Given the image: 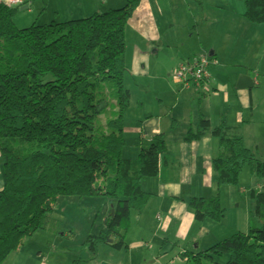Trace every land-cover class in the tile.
<instances>
[{
    "label": "trees",
    "instance_id": "obj_1",
    "mask_svg": "<svg viewBox=\"0 0 264 264\" xmlns=\"http://www.w3.org/2000/svg\"><path fill=\"white\" fill-rule=\"evenodd\" d=\"M139 3L126 0L119 10L19 29L14 19L22 7L0 1V264L26 239L49 229L62 198L112 202L114 214L105 218L104 231L89 235L83 251L96 256L104 245L128 248L131 215L141 214L152 198L142 183L159 175L168 149L157 135L148 148L141 144L136 159L122 157L132 98L122 80L127 72L126 28ZM244 3L246 20L264 25V0ZM207 136L218 140L212 161L218 191L239 188L245 168L254 182H264V162L230 127L213 128L200 116L184 142ZM251 197L255 205L247 233L219 241L205 253H181L182 261L264 264V190L253 191ZM190 207L196 222L220 223L225 217L220 194L193 198Z\"/></svg>",
    "mask_w": 264,
    "mask_h": 264
},
{
    "label": "crops",
    "instance_id": "obj_2",
    "mask_svg": "<svg viewBox=\"0 0 264 264\" xmlns=\"http://www.w3.org/2000/svg\"><path fill=\"white\" fill-rule=\"evenodd\" d=\"M0 1L5 2V0ZM175 1H180L179 6L182 8L186 2L197 4L198 16L194 10H191L187 15L183 13V16L189 17V25L192 28H196L199 24H210L211 20L207 14V5L202 0H140L134 16L126 28V64L128 42L136 43L137 49L145 54V59L147 57L148 59H142L140 65L137 67L139 74L137 76L135 74L134 76L143 81V87L147 94H149V91L156 93V98L151 99L149 103L142 97L138 100L137 109L144 116L138 118L139 123L143 125V131L141 132L137 154L140 152L142 143L150 142L157 135L164 137L168 148L161 158L159 175L151 181L149 191L147 190V193L151 194L152 198L141 214L132 213V226L127 237L135 232L144 238L143 241H145L146 235L150 239V234L152 237H155L163 233L165 235V242L168 238L172 241L175 239L180 241L190 240V229L193 228L196 222L190 207L191 199L211 198L220 194L222 206L226 211L225 217L220 223L210 222L219 224L214 226L222 228L225 225L223 222L230 221V230L226 231L227 234L223 238L227 239L236 233H247L249 231L250 214L255 205L251 193L253 191L264 190V182H254L248 171L246 175L242 173L239 188L223 187L218 191L216 176L212 168L213 158L218 151V140L207 136L200 141L186 143L184 142V138L188 129L192 126L195 127L199 117L203 116L206 120L210 121L213 128L221 125L230 127L233 133L244 138L247 148L257 158H260L261 148L264 145L262 127L264 121L260 122L257 120L254 116V111L260 102L264 105V100L259 101L256 96L257 92L261 91L263 82L260 80V74L259 76L252 70L244 71L246 69L244 68L246 65L244 63L246 62L238 63L236 58L228 53L229 48L224 45L212 47L210 51L206 52L204 45L200 42L194 47V45L178 41L176 36L183 28L179 26L177 15L173 11L176 8ZM125 5L126 0H48L47 2L30 0L24 6L28 7V10L23 11L25 12L23 13L24 15H18L20 14L18 13L15 20L17 25L18 22L24 25L36 23L41 26L55 23L63 24L73 20L88 18L97 13L121 9ZM244 14H241L240 18H236V24L232 25L233 29H229L227 25L226 32L238 27H245L241 22V20H246ZM136 16L137 19L134 21ZM220 22L223 21L220 20ZM163 23L166 24L165 34L159 36L157 35L158 28H161ZM256 28L257 25L254 24H251L250 27L248 26L244 37L252 39L255 42L258 32ZM189 36L190 39L193 37L191 32H189ZM200 57H208L213 61L209 72L214 82H212L210 89L206 93H197L198 95L201 94L200 96H192L189 92L184 93L185 95L189 94L190 99L196 103V108H183L185 115H190L195 125L190 122L187 125V130H183L182 135H179L174 134L179 123L174 124L175 121H172L169 124L170 133L168 137L164 136L165 122L171 120V117L180 109L182 103L179 101L172 108L168 109L165 106L167 94L157 91L154 88L155 82L158 78H162L167 83L168 89L172 88L174 92H178L176 97L179 100L183 92L179 88L175 89L172 87L175 84L172 75L180 64L191 62ZM220 66L237 67L236 69H239L243 75L253 80L254 88L250 90H237L235 86L232 87L233 78L231 74L227 72L228 74L225 75L226 71L219 69ZM128 72L129 68L127 66ZM156 73H158L157 76H155ZM124 76L122 77L123 84ZM177 86L180 87L179 85ZM260 160L264 162V158ZM144 182L142 183L143 190H145L143 186L148 181ZM3 185L4 178L0 166V191ZM228 202L232 204L231 212L228 210L229 207H226ZM109 208L110 210L113 209L112 205ZM234 214H239V216H235ZM202 223L206 227H200V229L210 232L209 224L205 221ZM177 224L180 225L177 226ZM148 226L150 227L148 228ZM47 231L38 232L33 237L26 239L23 246L8 258L4 264H65L63 261L68 258L73 261L75 259L73 258L74 255H61L60 257L58 253L55 257L54 255L56 254L53 253L54 248L61 250L63 242L69 241L73 235L72 230L70 232H61L60 230L51 228V230ZM169 232L172 233V237H169ZM217 239L219 238L217 237ZM217 239L214 241L219 242L220 240ZM190 241L195 242L198 240L192 238ZM137 244L139 243L135 242L131 245ZM193 244L196 245V249L200 247V242ZM101 250L102 246L99 248L96 256H92L87 251L85 252L95 259L99 256ZM113 250L121 254L124 252L128 256L127 251L131 249L128 247L123 250ZM179 253L182 252L174 249L170 255L160 258V264H169L171 259L177 257ZM183 253L186 252L184 251ZM91 261L92 259H88L85 262L83 260H74L73 264H88ZM109 263L112 264L111 262Z\"/></svg>",
    "mask_w": 264,
    "mask_h": 264
},
{
    "label": "rangeland",
    "instance_id": "obj_3",
    "mask_svg": "<svg viewBox=\"0 0 264 264\" xmlns=\"http://www.w3.org/2000/svg\"><path fill=\"white\" fill-rule=\"evenodd\" d=\"M202 1L205 2L207 5V14L211 22L209 25L199 24V26H197L196 28H192V26L189 25V17L183 16V13L184 15H187L188 13H190L191 10H194L198 16L197 4L186 2L182 8L179 6L180 1H175L174 4L176 5V8L173 9V11L177 15L179 26L183 28V30H181V32L177 34L176 39H178V41H181L183 43L194 45V47H196V45H198V43L200 42L201 44L204 45V49L206 52L210 51L212 47H219V45H224L225 47L229 48L228 53L231 56H234L238 63L246 62L244 63L246 64L244 66V68H246L244 69V71L252 70L255 74L261 75L260 80L263 82V86L261 91L257 92L256 96L259 101L264 100V25H257L256 29H258V32L255 42H253L252 39H247L244 37V34L247 31V27L251 26L250 22H248L247 20H241V22L245 25V27H238L232 31L226 32L227 25L229 29H233L234 27L232 25L236 24V18L237 17L240 18L241 14L245 13L246 11L245 3H244L245 0H202ZM29 2L30 0H28L22 6L12 5V7L23 8ZM19 13L20 14L18 15H24L23 13L25 12L19 11ZM136 19L137 16L134 18V21ZM220 20H222L224 23L223 22L219 23ZM14 22L19 29H26L31 26L30 24L24 25L19 22L17 25L15 19ZM218 24L220 25V29ZM158 30L159 31L157 32V35L163 36L165 34L164 32L166 30V24L163 23L161 28L159 27ZM189 32H191L193 35L191 39L189 36ZM144 57L145 54H143L137 49L136 43L128 42L127 66L129 68V72L128 73L126 72L124 74L125 76L124 75L123 76H124V86L127 90L131 92L132 98H131L130 109L126 115L127 117H126L125 131H124L126 147L124 149L122 157L130 160L136 159L138 157L137 150L140 145L139 140L141 138L140 137L141 132L143 131V125L139 123L138 118L144 116V114L137 109V104L139 103L138 100L142 97L144 100L148 101L149 103L151 99L156 98V93L154 91H149V94L146 93L143 87V81L140 78L136 77L139 74L137 67L138 65H140L142 59H145ZM147 59L148 57L145 60ZM236 68L237 67L220 66L219 69L226 71L225 75L228 73L231 74L233 78V83L234 82L237 83L239 77L242 76L243 74L239 71V69ZM130 71L132 72V74ZM135 74L136 76H134ZM157 75L158 73L155 74V76ZM233 83H232V87L233 86L236 87V83L235 84ZM172 87L175 89L179 88L180 91L183 92V95L180 97L179 100L176 97L178 92H174L172 88L168 89L167 83L162 78H158L156 80L154 87L157 91L165 92L167 94L165 106L168 109L172 108L179 101L180 103H182L180 109L175 113V115L171 117V120L165 122V130L163 131V134L164 136L167 137L168 134L170 133L169 124H171L172 121H177L179 123L174 133L179 135H182L183 130H187L188 127L187 125L190 122L195 125L190 115L188 114L185 115V113L183 112V108L184 107L196 108V103L190 99L189 94H191L192 96L194 95L197 96L198 95L197 93H201V94L206 93L204 92V90H200V89L184 90L183 88L178 87L175 84L172 85ZM185 92H189V94L185 95L184 94ZM201 94H199L198 96H200ZM254 116L260 122L264 121V105H262V102H260L257 105V108L254 111ZM262 127L264 132V123ZM149 145H150L149 143H145L146 148H148ZM217 153L218 151L216 152V155ZM260 156L261 157L258 159L264 158V145L261 148ZM248 171H249L248 168H245L243 172L245 173L244 175H246ZM152 180L153 179L145 180V182L146 181L148 182H146V185L143 186V188L145 189L143 190L144 192L147 193V190L149 191L150 188L149 186L151 185ZM111 203L112 202L108 198H94V199H84V200H79L76 198L60 199L55 208L54 214L51 215L49 218L48 230H51V228H55L57 230H60L61 232H67V231L70 232L72 230L73 235L71 236L69 241L63 242L61 246L62 248L61 250L58 248H54L53 253L56 254L54 256L56 257L58 253L60 257L61 255H66V256L74 255L73 258L75 259L71 261L68 258L65 261H63V263L65 264H73L74 260L75 261L83 260L85 262L88 259H92V261L88 264H103L106 262L108 264H110L109 262H111L112 264H160V258H163L166 255H170L174 249L182 253L184 251L195 254L205 253L218 242V241H214L217 239V237L219 238L217 240L220 241L224 240L223 238H225L227 234L226 231L230 230L229 228L230 221L223 222L225 223V225L221 228L219 226H214L219 224H213L212 222H210L211 220H206L205 222L208 223L210 226L211 229L210 232L206 231L205 229H200V227H206L203 226L205 224H203L202 222H197V223L195 222L193 228L190 229V236H189L190 240H192V238L198 240L195 242H192L190 240L180 241L176 239L172 241L169 238L165 242L164 241L165 235L163 233H160L159 236L157 235L155 237H152V235L150 234L149 235L150 239H148L146 235L145 236L146 239L145 241H143L144 238H142L141 236H139V234H136L134 232V234L131 233L130 236L127 237L126 239V244L131 249L130 251H127V253L129 254L128 256H126L124 252H122L121 254L120 252L114 251L109 246L104 245L102 246V250L99 253V256L93 259L90 256V254L83 251L82 246L84 241L89 235H98L100 232L104 231L105 228L104 220L109 214H111L109 213V211L112 212V209L110 210L109 208L110 205H112ZM226 207H229L228 210L231 212V207H232L231 202H228ZM234 215L239 216V214H234ZM157 216L155 217V220ZM178 225L180 224H177V226ZM149 227L150 226H148V228ZM169 237H172V233L170 232H169ZM135 242L139 244L131 245ZM196 242H200V247H198V249H196V245L193 244ZM62 250H64L65 252ZM179 254L177 255V257H173L171 259V262H169V264H185L184 261H182L183 259L182 255L184 253L183 254L179 253ZM220 263L224 264L225 259H222ZM206 264H210V263L206 262Z\"/></svg>",
    "mask_w": 264,
    "mask_h": 264
},
{
    "label": "built area",
    "instance_id": "obj_4",
    "mask_svg": "<svg viewBox=\"0 0 264 264\" xmlns=\"http://www.w3.org/2000/svg\"><path fill=\"white\" fill-rule=\"evenodd\" d=\"M27 1L6 0L5 2L11 6H22ZM212 65L213 61L208 57H200L191 62L182 63L172 75V79L176 85L184 90L200 89L206 92L214 82L209 72Z\"/></svg>",
    "mask_w": 264,
    "mask_h": 264
},
{
    "label": "water",
    "instance_id": "obj_5",
    "mask_svg": "<svg viewBox=\"0 0 264 264\" xmlns=\"http://www.w3.org/2000/svg\"><path fill=\"white\" fill-rule=\"evenodd\" d=\"M26 10H28V7H23L20 9L21 12L26 11ZM253 88H254V82L250 77H248L246 75H242L239 77L237 84H236L237 90H250ZM113 214H114V210H112L111 216Z\"/></svg>",
    "mask_w": 264,
    "mask_h": 264
}]
</instances>
